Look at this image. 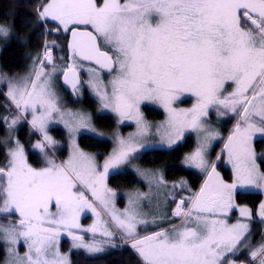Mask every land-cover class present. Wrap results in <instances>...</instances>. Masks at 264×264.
Here are the masks:
<instances>
[{"label":"snow or ice","instance_id":"snow-or-ice-1","mask_svg":"<svg viewBox=\"0 0 264 264\" xmlns=\"http://www.w3.org/2000/svg\"><path fill=\"white\" fill-rule=\"evenodd\" d=\"M36 16L41 25L52 23L56 32H70V59L95 62L109 75L116 73L104 84L96 69L86 70L95 77L88 83L101 102L98 113L110 111L118 117V124L134 121L137 131L126 138L117 135V146L104 161L103 171L93 157L80 150L75 139L69 159L58 164L49 156V150L57 146L48 135L51 124L62 123L73 137L91 133L104 138L91 126L88 114L62 110L54 91V81L62 72L65 85H70L79 98L77 65L57 69L52 55L57 45L53 42L44 46L40 67L34 70L35 79L3 78L8 87L6 97L18 115L10 123L7 117L0 122L11 132L30 115L31 128L41 136L33 148L39 149L47 164L40 169L31 167L24 146L9 137L7 143H14V147L8 151L7 164L0 167V215L18 214V221L7 227L0 225V235L6 243L27 247L16 264H71L60 252L62 231L71 237L73 249H84L91 255L105 251L100 244L85 243L84 237L76 234L83 231L95 235L99 231L96 224L81 228V213L90 210L100 215L81 188L91 191L108 212L119 237L131 241L128 247L141 264H232L228 257L242 250L251 232L250 224L229 225L218 217H226L238 207L234 203L237 192L251 194L255 190L264 194V171L257 163L264 164V153L258 155L253 146L256 139L264 141V0H45ZM9 36L10 29L0 25V37L7 41ZM101 44L114 55L101 51ZM46 65L51 71H44ZM229 87L231 92H227ZM185 95L195 97L196 103L187 109L174 107ZM142 105L162 108L166 120L149 124ZM213 110L218 118L237 119L215 160L209 158V149L220 134L206 124ZM193 133L196 146L183 157L182 166L208 178L198 193L176 202L172 215L184 218L182 226L141 237L139 228L159 226L155 218L138 219L140 213L135 206L147 199V194L136 193L135 199H129L133 207L118 214L114 207L109 208L116 193L106 187L105 181L112 172L148 151L183 146ZM150 135H158L159 144L146 142ZM219 162L231 164V183L217 172ZM134 171L168 186L156 173H141L138 168ZM186 184L181 181L171 187L183 191ZM239 214L241 220H251L249 208L240 207ZM258 220L264 223V201L259 205ZM100 234L110 248L124 247L111 243L117 238L115 233L105 229ZM7 251L13 254L16 248ZM251 256L264 264V245Z\"/></svg>","mask_w":264,"mask_h":264},{"label":"rangeland","instance_id":"rangeland-1","mask_svg":"<svg viewBox=\"0 0 264 264\" xmlns=\"http://www.w3.org/2000/svg\"><path fill=\"white\" fill-rule=\"evenodd\" d=\"M122 2H123V0H122ZM38 10H40V7L36 10V12ZM50 28L51 27L48 25V23H46L45 26L43 27L44 32H43L42 44L44 42H46L45 44L51 45L53 42H55L57 47L52 49V55L54 58V62L57 66V69L66 70L69 64H68L67 60H64L65 56H62L63 52L66 51V48L62 46V44H65V42L64 43L60 42L61 41L60 38L63 35L60 36L58 39H50V35H52L54 33H59V34H61V33L67 34V33L62 32V31L56 32L54 27L51 28L53 30L52 33H49L48 29H50ZM43 46H45V45H42V49H43ZM101 50L108 52L109 55H114V53L111 52L103 44H101ZM44 51H45V49H44ZM44 51H43V53H44ZM55 53L58 56V60H60L59 62L55 60ZM61 57H63L64 59H60ZM41 59H43L42 52H41L40 60ZM40 60L37 64V66L31 65L25 71L18 72V73H15L13 75H8V74H4V73L0 72V84L2 85V87H0V88H2V89H0V92L3 91L5 96H6V93L8 92V87H7L6 82L3 78H7V79H10L13 81H21L23 78L31 76L32 79H35L34 70L38 69L40 67ZM73 63H75V64L77 63L76 64L77 68L80 69V71L83 74L81 84L78 86L79 98H77L76 95L74 96V100H72L70 98H66V95H65L64 91L61 89V85H60V79H61L62 72L58 75V78L55 79V81H54V91L56 92L57 96L61 100V104L63 106L62 110H71L73 112L80 111V112H84V113L88 114L91 118V126L96 129V132L103 133L104 138L100 139L91 133H78L73 137V136H70L67 128H65L62 123H53L49 126L48 135L51 136L57 142V146L55 148L49 150V156L54 158L58 164L63 163L64 161L68 160L72 154V141H73V139H75V142L78 145V147L80 148V150L83 151L84 153H86L87 155L93 157L95 159V162L97 163V165L101 166L100 171H103L102 165H103L104 161L108 158V156L112 153L113 149L117 146L116 145L117 135L120 137L126 138V137H128V135L130 133L136 132L137 127H136L134 121H127L123 124H118V122H117L118 117H116V115L111 113L110 111L105 112L103 115L109 117V119L111 120V125H108V126L100 125L98 123L97 118L101 116L98 113V110L102 107V105H101V102L99 101V98L95 96L93 90L89 87V83H88L89 81L94 82L95 77L90 75L86 71L88 68H94V67L90 66L89 64H79L78 62H73ZM73 63H70V64H73ZM94 69H96V68H94ZM44 71H51V66L46 65L44 68ZM96 71L99 73V79L104 84H108V82L113 78V76L116 75V73H112L111 75H109L108 73H102L97 69H96ZM28 87L29 88L31 87L30 83L28 84ZM232 90H233L232 87H229L227 89V92H231ZM85 91L89 93V97H90L89 100L90 101H87V99H86L87 96H86ZM1 94H2V92H1ZM225 94H227V93H225ZM6 98H5V101L2 105V109L0 111V118L7 117L8 121L10 123L11 120L18 115V111L16 110V108L13 107V105H12L13 103L11 102V100L9 98H7V99ZM181 99L183 100V102L176 103L174 105V107H176L178 109H181V108L187 109V108H191L193 106V104L196 103L195 97H192L190 95H185ZM146 109H148L150 111L152 110L151 114H153L155 112V110H158V111H160L161 116H159V117L149 116L146 112ZM141 111L144 114L145 120L149 124L158 125V124H161L162 122H164L166 120V113L164 112V110L162 108H159L158 106L142 105ZM228 118H231V116L218 118L215 115V112L213 110L209 113V117L206 120V124L208 126H210L211 128H214L220 134V139L213 141L211 148L209 149V158L211 160H215L216 156L218 154H221L222 149L224 148V144L226 143V141H224L223 145L219 148V150L215 153V155L212 156V149L215 146V142L221 140L223 137V132L221 130V126L227 125L225 122H227ZM55 119H58V118H55ZM30 120H31V116L29 115V116H27V120H21L20 123H18L16 126H14L12 128L11 132L8 130V128L5 124L0 122V125L3 126L4 130H5V133L2 135L1 142H2V145H3L5 152H6L5 154L7 157V162H8V151L14 147V143H7V141L9 140V137L11 136V139L13 142L15 140H19V142L24 146L25 155L27 157V163L33 168L40 169V168L46 167L47 164L45 162V158H44L43 154L39 151V149L33 148V145L37 142V140L41 139V136L39 133L35 132L31 128V124L28 122ZM236 123H237V119H235L234 125L232 126V130L234 129ZM21 127L26 128L25 129V136H23L22 139L18 138V130ZM152 132L154 133L155 129H152ZM83 134L91 135V136L99 139L100 141H108L110 143L109 150L104 152L102 149L91 150V149H88V148L82 146L80 143V137ZM192 137L194 139L193 147L187 153H190L196 146V137H195L194 133L192 134ZM256 140H254L253 146L255 148L256 153L259 155L261 153H264V147L257 149L255 147V141ZM146 142L159 144L160 137L158 135H150ZM186 154H184L183 157ZM183 157L181 158V160L179 162V165H181V166H182ZM223 160L224 161L227 160V153L226 152L223 153ZM257 163L261 165V171H264V164H261V162L259 160H257ZM220 166L226 167L233 174L231 164L224 163V162H219L217 164V169H216L217 172H219L221 175H223L222 174L223 171L221 170ZM136 168L140 169L141 173H156V174L162 176L164 181L168 182V180L165 177L164 166H161V165L148 166L146 164H142L141 162H139L138 159H133L129 165L125 166L124 168H122L116 172H112L111 174L118 173V172H123V173L131 172V173H133L138 178V181H137L135 187H133V188L125 187L123 189H118V188L112 187L108 183V178L111 174L108 176V178L105 181L106 187L108 189L113 190L116 193V196L114 198H112V200L109 204V208L111 209L114 207L115 211L118 214L121 212H124L125 209H129V208L133 207V206L129 205V199L130 198L135 199L136 193H144V194H147L148 198L143 199V200H139L138 204L135 206V211L140 213V215L138 216V219H146V220L150 221L153 218H155L158 221V223H161L163 221L164 217L166 216L165 213L167 210V207L165 205H163V203L165 202V198H166L165 197L166 187L163 186V184L158 185L156 183V181L151 178V176H149L148 178H144L142 175H140L134 171V169H136ZM185 168H187V167H185ZM188 169H190V168H188ZM192 170L198 172L199 174H204L202 172H199L198 170H195V169H192ZM150 181H151V187L149 186ZM80 190L84 191L85 196L89 199V201H91L93 203L97 212L100 213L99 216L93 214L90 210L85 212V213H81L80 219H79V223L81 225V228L82 229L90 228L93 224H96L99 228V231L95 235L91 232H83V231H77L76 234L83 236L85 243L95 242V243L100 244L101 247L105 248V251L98 253V254L91 255V254H88L84 249H73V247H72L73 242L71 240V237H69L66 234V232L62 231L61 237L59 239V246L61 243V238L62 239L64 238L68 241L69 247H68L67 251H62L61 247H60V252L62 255H67L70 262H71V256H70L71 252L83 253L88 257H96V256H99V254L102 255L104 252L107 251V246L109 244V241L106 240L100 233L102 231H104L105 229H107L108 231H111L115 234H116V231L119 232V230L117 229V227L115 225V222L110 219L108 212L103 208V206L100 204V202L93 198L91 191H87L83 188H81ZM252 192H256V191L253 190ZM262 195H263L262 201H264V194H262ZM50 210L52 212H55L56 208L51 207ZM14 215H16L18 218V214H14ZM10 218H14V217H10ZM17 221H18V219L15 222L12 219L11 220H3L0 225L7 227V226H10L12 224H15ZM246 222L249 223L250 225H252L254 223L253 220H249ZM261 224L264 226V223H261ZM153 226H155V225H149L146 228L141 227L138 229V232L141 233L143 231H148ZM0 242L3 243L4 248L6 250L5 264H16L17 257L25 256V253L28 251L27 247L24 246L23 244H20L19 246H13L9 243H6L4 240V237L2 235H0ZM262 245H264V242L262 243ZM10 248H16V252L13 254H10L7 251V249H10ZM249 256H250V259H252L251 253L249 254ZM49 258H51V257H49ZM254 261L255 260H253V262ZM250 262H251V260L247 261V264H249ZM253 262H251V263H253ZM137 264H139V263H137ZM239 264H245V263L243 260H241V261H239ZM255 264H259V261L255 262Z\"/></svg>","mask_w":264,"mask_h":264},{"label":"trees","instance_id":"trees-1","mask_svg":"<svg viewBox=\"0 0 264 264\" xmlns=\"http://www.w3.org/2000/svg\"><path fill=\"white\" fill-rule=\"evenodd\" d=\"M45 0H0V25L10 29V36L7 41L0 37V71L4 74L13 75L18 72L25 71L31 65H37L40 55V49L43 40V25L37 22L36 10L40 7L41 3ZM51 28H55V24L48 23ZM248 27V25L246 26ZM64 34L54 33L50 35V39H58ZM66 39V37H65ZM65 41H63L64 43ZM66 48L65 44H62ZM0 87H2L0 85ZM87 101H90L89 93L86 92ZM5 101L4 96L0 92V111ZM152 111V110H151ZM146 109L149 116H161L160 111L155 110L153 114ZM98 123L102 126L111 125V120L108 116L101 115L97 118ZM235 118H228L225 122L226 126H221L223 137L221 140L215 142V146L212 149V156L223 145L226 135L234 125ZM25 129L20 128L18 130V138L22 139L25 136ZM5 133L4 127L0 125V167H4L7 164V157L5 149L2 145L1 138ZM80 143L82 146L97 150L102 149L104 152L109 150L110 143L108 141H100L99 139L82 135L80 137ZM193 137L188 143L178 147L175 150H151L146 154H143L140 158H137L142 164L148 166L161 165L165 168L166 179L170 182L176 181L179 178H183L187 184L190 185L191 190L195 193L199 189V185L204 177L203 174L182 167L179 162L184 154L189 152L193 147ZM255 147L260 149L264 147V141L257 139L255 141ZM221 167L222 174L226 179L231 178V172L226 167ZM108 183L115 188L132 187L136 185V176L131 172H118L111 174L108 178ZM180 193V192H179ZM176 199H174L175 203ZM235 201L238 204L247 205L251 208L252 212L258 207L262 201V194L258 192H252L251 194H242L237 192L235 194ZM173 207V204L171 205ZM14 217V218H10ZM234 218V216H231ZM18 219L16 215H0V224L3 220ZM264 242V226L261 223L254 222L252 224L251 232L244 244H248V248H244L243 251H239L238 255L234 258L238 261L243 260L245 264L250 261L249 254L256 251L261 247ZM116 245H123L116 243ZM60 247L62 251H67L69 243L66 239L61 238ZM71 264H137L131 251L124 245V247L108 248L107 251L96 257H88L83 253L71 252ZM6 250L3 243L0 242V264H5ZM246 261V262H245ZM255 264V263H251Z\"/></svg>","mask_w":264,"mask_h":264},{"label":"crops","instance_id":"crops-1","mask_svg":"<svg viewBox=\"0 0 264 264\" xmlns=\"http://www.w3.org/2000/svg\"><path fill=\"white\" fill-rule=\"evenodd\" d=\"M233 131V130H232ZM232 133V132H231ZM231 133H228L227 137L231 134ZM227 137H226V142H227ZM220 176L224 179L225 182L227 183H231L232 180H233V174H231V178L230 179H226L223 175L220 174ZM166 177V176H165ZM207 175H205V177H203L202 179V182L200 183L199 185V189H197L195 191V193H198L201 186L204 184L205 180L207 179ZM136 179L138 181V178L136 176ZM181 181H185L183 178H179L177 179L176 181H173V182H170V181H164L166 185H168L165 189V202L163 203V205H165L167 207V210H166V213H165V217L163 219V221L161 223H159V226H153L152 228H150L148 231H143L141 233H139V235L142 237L144 235H149L153 232H156V231H160L161 229H167V228H173V227H177L179 228L180 226H182L185 222L184 219L182 218H177V217H174L172 215V212H173V207H171V205L173 204L174 206V199H181L182 197H190V196H193L195 193L191 190L190 188V185L189 184H186V190H179V189H173L171 187L172 184H179ZM136 185H133L132 187H128V188H133L135 187ZM163 186H165L163 184ZM125 188V187H124ZM120 189H123V188H120ZM180 192V193H179ZM234 203L238 206L236 209H234L233 211H231L226 217L225 216H221V217H218L219 219H225L227 221V223L229 225L231 224H234V223H237V222H244V223H247L246 221H249V220H241L240 218V214H239V208L240 207H247L251 210V208L247 205H242V204H238L236 203L235 201V197H234ZM189 207V204L186 203L184 205V208L187 210V208ZM252 211V210H251ZM258 212H259V206L254 210V212H252V217H251V220L255 221L256 219H258ZM231 216H234V218H232ZM250 228H252V225H250ZM118 234L119 232L116 231ZM129 244H131V241L128 240ZM245 245H247L249 247L248 244H244V245H241V249L243 250L244 248H248V247H245ZM239 253V252H238ZM238 253L236 255H238ZM234 255V256H236ZM234 256H229L228 259L232 262V264H239V261L236 260L234 258ZM135 261H137L136 258H134Z\"/></svg>","mask_w":264,"mask_h":264},{"label":"water","instance_id":"water-1","mask_svg":"<svg viewBox=\"0 0 264 264\" xmlns=\"http://www.w3.org/2000/svg\"><path fill=\"white\" fill-rule=\"evenodd\" d=\"M70 40H71V34H70V32H69V40H68V43H69ZM101 51H102V50H101ZM85 63H88V64H90V65H93V66H95L97 69L100 70L99 66L96 65L95 62H85ZM101 71H102V70H101ZM103 72H107V71L104 70ZM77 73H78V71H77ZM78 78H79V80H80L79 73H78ZM61 82H62V85H63L64 87H66V88H68L70 91H72L70 85H65L63 76H62Z\"/></svg>","mask_w":264,"mask_h":264},{"label":"flooded vegetation","instance_id":"flooded-vegetation-1","mask_svg":"<svg viewBox=\"0 0 264 264\" xmlns=\"http://www.w3.org/2000/svg\"><path fill=\"white\" fill-rule=\"evenodd\" d=\"M66 36H67V38H66V44L68 43V33L66 34ZM61 43H63V41H65V37L64 36H62L61 38ZM67 61H68V63H73V62H78L79 64H82V62L80 61V60H75V61H73L72 59H70L69 57H70V52H69V50H68V52H67ZM80 74H82V72L80 71ZM74 94H72L71 96H73ZM74 100V99H73Z\"/></svg>","mask_w":264,"mask_h":264}]
</instances>
